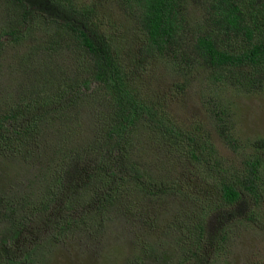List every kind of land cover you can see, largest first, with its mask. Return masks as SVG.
<instances>
[{
    "label": "trees",
    "instance_id": "1",
    "mask_svg": "<svg viewBox=\"0 0 264 264\" xmlns=\"http://www.w3.org/2000/svg\"><path fill=\"white\" fill-rule=\"evenodd\" d=\"M4 2L0 52L5 44L18 43L31 29L46 24L55 28V37L43 49L50 56L64 49L72 52L79 68L73 76L64 74L59 82L46 85L57 75H48L50 68L44 66L41 76L45 77L36 76L19 90V100L2 105L3 152L19 154L24 147L31 152L27 146L42 129L54 128L57 140L55 156L42 162L38 174L25 177L22 195L0 196V264H20L16 253L26 247L23 264L46 260L47 250L79 227L105 232L106 222L126 217L124 205H133L128 190L120 187L125 182L142 185L152 199L177 198L181 190L174 182L151 179L130 152V135L139 124L155 135L163 155L189 161L202 171L210 189L203 197L194 194V199L188 193L199 211H189L179 220L182 234L175 250L181 253L184 244L185 258L179 262L158 258L157 264H181L186 258L203 264L207 252L204 246L201 250L202 239L228 240V231L222 232L223 225L228 226L225 213L211 222L214 230L210 231L207 216L211 213L234 210L236 222L243 217V221L264 224L259 212L264 203V138L241 142L225 122L224 126L219 123L220 135L241 157L232 164L215 148L205 123L184 126L169 109L175 98L146 96L136 83L140 74L151 72L159 62L174 74L206 69L207 110L217 118L218 113L225 114L227 108L218 104L216 90L226 85L234 90L264 88V0H117L139 35L126 65L103 29L95 4ZM131 64H135L132 70ZM87 106L99 107V125L88 144L69 147L68 139L77 136L82 109ZM39 217H43L42 231L22 236L27 221L33 223ZM184 238L192 245L199 241L198 246L188 250Z\"/></svg>",
    "mask_w": 264,
    "mask_h": 264
},
{
    "label": "rangeland",
    "instance_id": "2",
    "mask_svg": "<svg viewBox=\"0 0 264 264\" xmlns=\"http://www.w3.org/2000/svg\"><path fill=\"white\" fill-rule=\"evenodd\" d=\"M82 2L97 6L102 27L113 39L126 65L131 60L129 55L135 53L138 45L139 35L133 19L126 15L117 0ZM5 6L4 0H0V28L5 23ZM54 30L53 26L39 24L22 41L9 42L3 46L0 52V110L2 105L13 104L20 99L19 90L25 84L35 80L36 76L45 77L41 76L44 66L50 68L47 69L48 75H57L55 81L46 85L59 82L64 74L73 76L76 73L79 63L72 52L64 49L50 56L43 49L44 44L55 37ZM41 43L43 44L40 46ZM135 64L130 65L131 70ZM206 74V69L198 67L188 73L174 74L159 62L151 72L140 74L136 83L146 96L153 95L163 100L167 98L169 101L175 98L169 108L174 116L183 121L182 124L186 127L205 123L220 155L232 164H238L241 157L222 138L218 124L222 123L224 126L225 122L231 128V133L236 132V137L241 142H254L257 138H264V88L252 91L234 90L233 86L226 85L222 90H216L218 104L223 109L227 108L226 113H218L217 118L207 110V94L204 90ZM97 110L99 111V107L95 106L82 109L78 134L75 138L68 139L69 147L83 146L92 140L99 125ZM130 136V152L147 169L151 179L174 182V186L181 190L177 198L152 199L142 185L125 182L120 187L124 191L128 190L129 199L133 203L124 205L126 217L110 219L105 223V232L98 233L91 227H79L64 241L51 246L46 252V260L41 259L36 264H157L158 258L172 259L174 262L185 258L182 252L186 248L184 244L180 249L181 253L175 250L178 246L176 240L182 234L179 220L189 211L198 213L199 208L191 200V197L194 199V194H202V197L209 194L204 174L196 171L189 161L163 155L155 135L141 124ZM56 140L54 128H49L36 132L31 145L27 146L31 152L24 147L19 154H7L0 148V196L22 195L25 192L24 180L27 174H38L42 162H48L55 156L53 150ZM259 212L262 214L261 219L264 218V203L259 207ZM221 214H224V221L228 225L224 228L222 224V232L228 231V240L211 243L212 240L202 239L205 242L201 245V250L204 246L207 252L203 264H264V224L249 223L243 221V217L237 223L234 221V210L230 214L218 211L207 216L210 219L207 221L210 231L214 230L211 222ZM32 222L27 221L23 234L19 232L22 236L28 232L42 231L43 217ZM214 234H217V230ZM182 242H187L188 250L191 248L193 251L199 241L192 245L184 238ZM27 251L28 247L16 253L20 264H23ZM181 264L193 263L186 258Z\"/></svg>",
    "mask_w": 264,
    "mask_h": 264
}]
</instances>
